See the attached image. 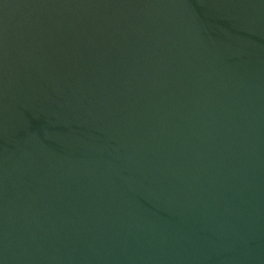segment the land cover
Returning a JSON list of instances; mask_svg holds the SVG:
<instances>
[{"label": "water", "instance_id": "water-1", "mask_svg": "<svg viewBox=\"0 0 264 264\" xmlns=\"http://www.w3.org/2000/svg\"><path fill=\"white\" fill-rule=\"evenodd\" d=\"M0 264H264V0H0Z\"/></svg>", "mask_w": 264, "mask_h": 264}]
</instances>
